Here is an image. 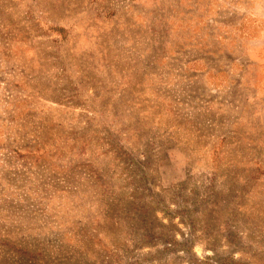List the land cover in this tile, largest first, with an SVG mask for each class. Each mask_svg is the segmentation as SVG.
<instances>
[{
    "label": "rangeland",
    "instance_id": "1",
    "mask_svg": "<svg viewBox=\"0 0 264 264\" xmlns=\"http://www.w3.org/2000/svg\"><path fill=\"white\" fill-rule=\"evenodd\" d=\"M0 264H264V0H0Z\"/></svg>",
    "mask_w": 264,
    "mask_h": 264
}]
</instances>
